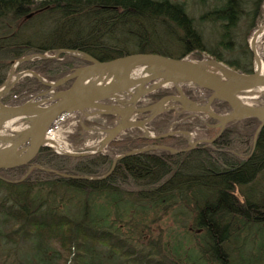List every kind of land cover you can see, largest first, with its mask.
Wrapping results in <instances>:
<instances>
[{
    "label": "trees",
    "instance_id": "trees-1",
    "mask_svg": "<svg viewBox=\"0 0 264 264\" xmlns=\"http://www.w3.org/2000/svg\"><path fill=\"white\" fill-rule=\"evenodd\" d=\"M262 2L213 0L195 20L175 0H0V84L16 59L61 48L97 60L133 52L198 59L204 51L250 72L245 36L259 20ZM203 21L219 26L211 45L199 28ZM83 63L60 53L19 68L52 81ZM44 89L25 75L0 101L20 103ZM173 114L167 110L150 121L155 134ZM184 119L174 130L191 129ZM194 124L210 132L201 121ZM257 124L252 117L228 123L210 145L177 153L149 149L123 156L100 179L61 174L100 176L116 154L145 145L182 148L187 141L180 134L148 138L138 131L87 155L41 147L29 164L0 169V238L13 246L18 264H264V125L254 135ZM30 164L40 168L27 171ZM171 211L188 222L186 249L174 244L168 250L161 232L144 228L148 215Z\"/></svg>",
    "mask_w": 264,
    "mask_h": 264
},
{
    "label": "water",
    "instance_id": "water-1",
    "mask_svg": "<svg viewBox=\"0 0 264 264\" xmlns=\"http://www.w3.org/2000/svg\"><path fill=\"white\" fill-rule=\"evenodd\" d=\"M249 50L251 54L254 52L250 46ZM60 53L82 59L84 63L52 81L43 79L32 70H22L15 74L16 79L13 83L20 77L27 75L35 77L48 89H53L66 81H70L66 88L54 93L40 91L25 101L16 104H6L0 101V127L6 122L11 124L26 122L22 128L17 130L5 129L0 133V169L29 164L41 147L52 149L44 142V133L48 124L60 116L75 111H81L84 115H112L114 123L108 128L101 129L104 135L96 146H83L64 152H57L52 149L56 153L80 156L101 151L109 141L132 127L139 128L144 137L159 138L166 135L180 134L185 135L187 141V146L182 148L165 145H145L116 154L112 157L108 171L100 176L61 174L83 179L103 178L112 170L117 159L129 154L149 149H161L177 153L189 150L201 141L211 143L228 123L237 122L244 118L252 117L258 120L254 135L264 125V93H258L262 102L257 104H245L239 100V95L245 92L264 89V73L256 72L254 68L250 72H242L209 57H207L211 60L209 63L219 72L218 75L196 64L186 56L172 57L158 52H133L110 59L97 60L86 53L68 48L56 49L51 55L22 56L12 63L9 71H13V67L21 61L28 60L29 57L58 58ZM6 77L0 87L3 86ZM149 82L151 84L148 89L143 91ZM178 82H188L198 88L205 89L208 91V95L201 103L194 101L185 95L179 89L180 87L176 86ZM13 83L5 92L0 94V99L8 92ZM164 84L173 85L177 93L165 94L147 105L134 106L140 95L151 93ZM132 88H134V92H131V97L127 99V93H130ZM43 92L50 93L45 102L31 103L33 97ZM217 101L226 103L228 110L225 113H216L212 110L211 104ZM167 110H173L176 113L187 112L194 115L198 113L205 114L215 121L217 131L210 139L195 141L189 139L188 132L181 130L171 131L168 129L156 135L149 134L145 128L146 124L158 114ZM136 115H143V117L140 119L135 118ZM79 125L86 128L81 121H79ZM253 144L254 141L252 148ZM250 153L245 157L247 158ZM32 167L40 168L37 164H30L27 171ZM25 174L19 179H22Z\"/></svg>",
    "mask_w": 264,
    "mask_h": 264
},
{
    "label": "rangeland",
    "instance_id": "rangeland-1",
    "mask_svg": "<svg viewBox=\"0 0 264 264\" xmlns=\"http://www.w3.org/2000/svg\"><path fill=\"white\" fill-rule=\"evenodd\" d=\"M175 1L182 2L186 8L187 14L189 16H192L195 20L198 19V16L204 10L211 7L212 2H213V0H175ZM201 2H203V5L200 4ZM241 23L243 26L244 21ZM263 25H264V0L262 2V5H261V14H260L259 20H257L256 23L254 24L255 27L252 26L250 29H248V31L246 33L245 43L247 44L248 48L250 46L249 41H248L250 32L254 28H256L258 26H263ZM199 28L202 30L205 39L209 41L208 44L211 45V43H213L217 37L216 33L219 30L218 24L211 23L209 21H203V22L199 23ZM255 48L258 51L263 52V60H264V36H263V38H261L256 43ZM222 53L224 54L225 52H222ZM253 53L251 54V60H250L251 70H252V68H254V65H253L254 54ZM43 54L51 55V54H53V52L52 53L44 52ZM26 56H31V55H26ZM185 56L187 58H189L190 60H193L194 62L196 60L201 61L205 57L211 58L204 51H201L199 53L200 57L198 59L192 55H185ZM226 56L228 57L227 54H225V57ZM30 58L32 59V58H37V57H34V56L29 57L28 60H31ZM199 59H201V60H199ZM28 60H24L22 62H25ZM22 62H20V63H22ZM10 66H12V64L9 65L8 69L6 70L7 76H8V72L10 73V71H9L11 68ZM22 70H27V69H22L21 67L19 68V63L15 67H13L14 75L16 73L22 71ZM28 70H30V69H28ZM6 75H5V77H6ZM150 84H151V82L147 83V86H149ZM57 87H55L53 89L47 88V89H44L42 91H48V92L54 93L55 91L60 90ZM179 89L185 95H187L189 98H191L192 100L197 101L199 103L203 102L204 98L207 97V95H208L207 90L198 88L196 86L193 87V86H190L189 84H183L180 86ZM152 93H154V94L159 93L160 97H161L165 94H175L177 92H176V88L173 85L164 84V85H162V87L159 86L158 88H156L151 93H146V94L140 95L138 97L137 101L135 102L134 106L140 107V106L147 105L149 103L156 101L159 97L157 96L158 97L157 98V97H153V95L151 96ZM217 103H219V101L213 102L211 104V108L214 112L225 113L228 110L227 108H219L216 105ZM6 104H8V103H6ZM180 113H184L185 115L183 114V117H179V116H177L179 113L174 112L173 116L170 117L168 125L166 126L165 130L162 132H165L168 129L171 131H174L175 125L183 122L184 118H188V119H184V121H188L187 123L189 124V127H191V129H187V130L184 129L181 131L188 132L189 133V139L191 141L200 140V139L207 140V139H210L211 137H213L212 135H214L216 133L217 127L215 125V121L209 122L207 119L208 116H206L205 114L198 113L197 115H194L192 113H187V112H180ZM142 117H143V115H136L135 116V118H139V119ZM194 119H197V120L201 121L202 123H204L210 129V132L206 133L203 130H201L202 128L200 129L199 126H196L194 124ZM55 121H56V123L52 127L54 130V133L65 141L66 145H68L70 147L69 150H72L75 148H80L83 146H91V145H95L96 143H99L101 138L104 135L103 132L101 131V129L108 128V127L112 126V124L114 123V117L111 119L110 122H108V121H105V119L102 118L101 115H84V113L81 111H75V112H71L67 115L60 116V117L54 119L53 122H55ZM79 121H81V123H83V121L88 122L87 125L84 124L86 128H82L79 125ZM152 127L153 126L149 122L146 124L145 128L149 134L156 135L155 132L153 131ZM138 131L141 133V130L139 128H133V127L128 128V129L124 130L122 133H120L116 138L120 137L123 134H127L128 136H132L133 134L137 133ZM162 132H160V133H162ZM182 136L185 138V135H182ZM199 143H205L206 145L211 144V143H208L205 141H201ZM105 147L101 151L104 152ZM143 225H144V228H147L150 230V233L152 235H156L158 233V231L162 233L163 241H164V245H165L166 249H168V250L171 249V246L174 244L175 245L177 244L181 248L186 249L187 246H186V242L184 241V237H185V235H187L186 230H188L187 229L188 222L185 219H182L178 215H176L175 211H171L170 213H168L166 215L161 214V213H158L157 215L156 214H150V215H148L147 219L145 221H143ZM121 230L125 231V227L122 226ZM142 230L145 231V229H142ZM146 236H147V234H145V237ZM17 256L15 254L13 246L10 243H7L6 241H4L0 238V264H18Z\"/></svg>",
    "mask_w": 264,
    "mask_h": 264
},
{
    "label": "bare ground",
    "instance_id": "bare-ground-1",
    "mask_svg": "<svg viewBox=\"0 0 264 264\" xmlns=\"http://www.w3.org/2000/svg\"><path fill=\"white\" fill-rule=\"evenodd\" d=\"M263 36H264V25L254 28L250 32V35L248 38L249 45L254 51V60H253L254 69L256 72H261V73H264L263 52L258 51L255 47H256V43L261 38H263ZM195 62H196V64H199V65L205 67L206 69L214 72L215 74H217V75L219 74V72L214 69L213 65L209 63V62H211V60L209 58L205 57L203 60L195 61ZM15 79H16V76L14 75L13 71L11 70L10 73H8V76H7L3 86L0 87V94L5 92V90L11 85V83H13V81ZM183 84H189L190 86L194 87L193 84H190L188 82H178V83H176V86L180 87ZM148 87L149 86L144 87L143 91L147 90ZM131 92L132 93L134 92V88L130 89V93H127V96H126L127 99L129 97H131V95H132ZM259 92L264 93V89H262L260 91L245 92V93L239 95V100L245 104H257L259 102H262V100L258 96ZM49 96H50V93H47V92L41 93L40 95L33 97L31 99V103H33V104L43 103L49 98ZM53 121H51L48 124L47 128L45 129L44 142L57 152L68 151L70 147L68 145H66V143L63 139H61L59 136H57L54 133V130L52 127L56 123V121L55 122H53ZM14 123L13 124H11L10 122L4 123V125L2 127H0V133H2L5 129L17 130L19 128H22L26 124V122H23V121L18 122L17 124L16 123L14 124ZM97 144L98 143H96L94 146H96Z\"/></svg>",
    "mask_w": 264,
    "mask_h": 264
}]
</instances>
